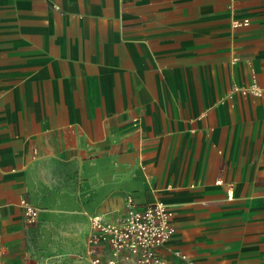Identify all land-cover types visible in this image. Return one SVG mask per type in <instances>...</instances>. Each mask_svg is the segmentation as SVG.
Masks as SVG:
<instances>
[{"label": "crops", "instance_id": "obj_1", "mask_svg": "<svg viewBox=\"0 0 264 264\" xmlns=\"http://www.w3.org/2000/svg\"><path fill=\"white\" fill-rule=\"evenodd\" d=\"M252 70L264 90V0H0L1 250L60 211L49 238L91 262L90 218L132 196L172 207L168 264H264V95L234 91Z\"/></svg>", "mask_w": 264, "mask_h": 264}, {"label": "built area", "instance_id": "obj_2", "mask_svg": "<svg viewBox=\"0 0 264 264\" xmlns=\"http://www.w3.org/2000/svg\"><path fill=\"white\" fill-rule=\"evenodd\" d=\"M249 24V20L234 21L235 28ZM252 83L247 87L235 86L234 91L244 96L262 97L264 90L258 85L252 70ZM222 180L216 184L222 185ZM233 187L228 189V198H233ZM21 208L27 224L37 223L39 210L27 200H22ZM172 207L163 200H156L145 206L137 205L134 197L128 196L124 208L114 219L105 215L90 218L91 233L88 238V256L92 264H168L159 254L175 233ZM107 246L110 257L104 259L99 248ZM180 264H197L181 250L174 252ZM1 264V262H0Z\"/></svg>", "mask_w": 264, "mask_h": 264}, {"label": "rangeland", "instance_id": "obj_3", "mask_svg": "<svg viewBox=\"0 0 264 264\" xmlns=\"http://www.w3.org/2000/svg\"><path fill=\"white\" fill-rule=\"evenodd\" d=\"M72 190L57 189L53 193L55 195L54 205L59 209H64L72 205L75 201V195ZM63 214L57 211L53 215H45L42 220L33 226L35 233L33 238L28 239L27 244L22 249L17 258H12L13 255L1 250V264H92L84 257V253L79 251L81 241L78 238H59L50 237L49 234L60 233L61 227L68 225L61 222ZM88 220V214L86 215ZM83 224V222H82ZM48 236V237H47ZM2 233L0 232V244L2 243ZM72 246L73 251L67 247Z\"/></svg>", "mask_w": 264, "mask_h": 264}]
</instances>
